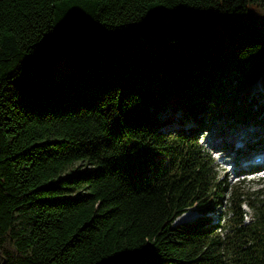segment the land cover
I'll list each match as a JSON object with an SVG mask.
<instances>
[{
	"label": "trees",
	"instance_id": "1",
	"mask_svg": "<svg viewBox=\"0 0 264 264\" xmlns=\"http://www.w3.org/2000/svg\"><path fill=\"white\" fill-rule=\"evenodd\" d=\"M258 80L264 0H0V264H264L201 143Z\"/></svg>",
	"mask_w": 264,
	"mask_h": 264
},
{
	"label": "rangeland",
	"instance_id": "2",
	"mask_svg": "<svg viewBox=\"0 0 264 264\" xmlns=\"http://www.w3.org/2000/svg\"><path fill=\"white\" fill-rule=\"evenodd\" d=\"M249 99L254 110L259 103L264 104V81L260 80L251 86ZM201 143L215 156L221 179L226 180L230 185H235L240 182L238 181L240 176L235 175L233 165L240 166V163L250 160L254 155L264 153V122L259 118L242 122L223 113L220 116H214L206 123L201 135ZM262 175L264 176V173ZM260 179L261 176L251 175L245 178L241 185L245 190L253 191L261 187L257 184ZM187 213L192 215L187 220L200 214L195 209ZM210 214L216 221L222 215L225 216V207L218 205ZM180 218L177 222H181Z\"/></svg>",
	"mask_w": 264,
	"mask_h": 264
},
{
	"label": "bare ground",
	"instance_id": "3",
	"mask_svg": "<svg viewBox=\"0 0 264 264\" xmlns=\"http://www.w3.org/2000/svg\"><path fill=\"white\" fill-rule=\"evenodd\" d=\"M248 161V160H247ZM250 161H251V164H253V161H252V158L250 159ZM246 163V162H245ZM250 167H253L252 165L250 166ZM237 173V172H236ZM190 216H192L191 214H186V215H183L181 218L182 219H187L188 217H190ZM180 218V219H181Z\"/></svg>",
	"mask_w": 264,
	"mask_h": 264
}]
</instances>
